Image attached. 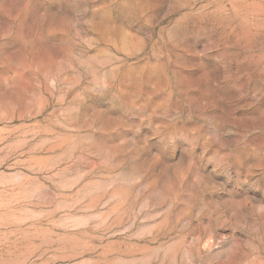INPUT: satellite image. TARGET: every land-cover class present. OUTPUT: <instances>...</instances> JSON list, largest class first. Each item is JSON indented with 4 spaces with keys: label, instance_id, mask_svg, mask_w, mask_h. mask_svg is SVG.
<instances>
[{
    "label": "rangeland",
    "instance_id": "rangeland-1",
    "mask_svg": "<svg viewBox=\"0 0 264 264\" xmlns=\"http://www.w3.org/2000/svg\"><path fill=\"white\" fill-rule=\"evenodd\" d=\"M0 264H264V0H0Z\"/></svg>",
    "mask_w": 264,
    "mask_h": 264
}]
</instances>
